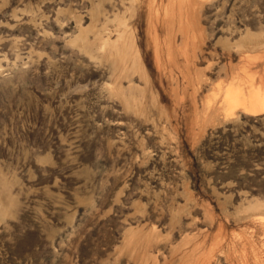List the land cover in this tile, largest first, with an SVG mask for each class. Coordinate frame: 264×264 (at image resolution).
I'll return each mask as SVG.
<instances>
[{"label":"rangeland","instance_id":"obj_1","mask_svg":"<svg viewBox=\"0 0 264 264\" xmlns=\"http://www.w3.org/2000/svg\"><path fill=\"white\" fill-rule=\"evenodd\" d=\"M264 0H0V264H264Z\"/></svg>","mask_w":264,"mask_h":264},{"label":"bare ground","instance_id":"obj_2","mask_svg":"<svg viewBox=\"0 0 264 264\" xmlns=\"http://www.w3.org/2000/svg\"><path fill=\"white\" fill-rule=\"evenodd\" d=\"M228 103L231 110L242 109L252 114L264 111V94L260 95V91H255L247 98L241 91H235L228 95Z\"/></svg>","mask_w":264,"mask_h":264}]
</instances>
